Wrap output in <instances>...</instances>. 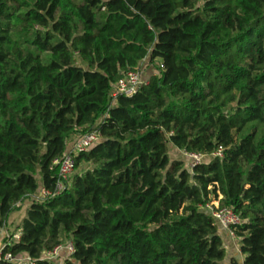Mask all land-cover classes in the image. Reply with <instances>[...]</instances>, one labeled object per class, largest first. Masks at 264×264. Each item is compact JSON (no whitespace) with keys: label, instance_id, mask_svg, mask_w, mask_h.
<instances>
[{"label":"trees","instance_id":"trees-1","mask_svg":"<svg viewBox=\"0 0 264 264\" xmlns=\"http://www.w3.org/2000/svg\"><path fill=\"white\" fill-rule=\"evenodd\" d=\"M146 58L162 69L112 105ZM93 130L70 188L31 200ZM169 145L203 161L170 172ZM212 201L243 221L241 259ZM19 212L5 251L34 264L62 233V264H264V0H0V228Z\"/></svg>","mask_w":264,"mask_h":264},{"label":"built area","instance_id":"built-area-1","mask_svg":"<svg viewBox=\"0 0 264 264\" xmlns=\"http://www.w3.org/2000/svg\"><path fill=\"white\" fill-rule=\"evenodd\" d=\"M145 60H148L146 58ZM143 60V61H145ZM142 61V62H143ZM151 61V60H150ZM158 62L160 69H162V63ZM142 62L139 63L135 70H130L121 75V77L112 84L110 90V96L113 98L112 105L115 104L116 98L118 96L132 97L134 96L143 86L148 83V78L143 76L141 72ZM153 73L152 75H155ZM101 139L98 131L93 130L90 132H84L77 134L68 145L63 155L53 161V165L57 167V181L54 188L47 189L45 187H40L39 190L31 195V200L34 201H45L58 196L63 191L67 190L71 186L72 177L75 173V157L88 151L94 144H96ZM222 148L219 147L215 153L212 154L213 157L222 158L223 152ZM184 157L188 160V168L190 172L193 168L203 161L204 155L201 153L186 152L182 151ZM221 197L219 196L218 199ZM207 209L216 224L226 230L228 236L237 240L234 233V228L242 224L241 218L233 212L229 207H220L218 201H212L207 203L204 207ZM2 230H0V263L8 262L11 264H34V262L25 256L14 257L9 252H6V247L17 241L20 238L21 230H19L15 235H13L7 241H3ZM64 252L66 255H71L74 253L73 243L69 240L66 245H58L51 250L43 251L40 255V259L44 261H55L60 258L61 253Z\"/></svg>","mask_w":264,"mask_h":264},{"label":"rangeland","instance_id":"rangeland-1","mask_svg":"<svg viewBox=\"0 0 264 264\" xmlns=\"http://www.w3.org/2000/svg\"><path fill=\"white\" fill-rule=\"evenodd\" d=\"M158 67L159 64L157 61L151 62L150 60H145L142 62L141 65V72L143 73V76L145 78L150 77L153 73H157L158 72ZM168 155L171 161H175L178 159H182L183 163H185V166L188 165L187 163V158L183 156L182 151L179 152L177 149H171V146H168ZM174 163L172 162L171 166L169 167V171L172 172L174 170ZM92 168L90 165L88 164H84L82 167H80V171L79 173H83L84 171H86L87 169ZM16 217L14 218H10V220L8 221V225L6 228L2 227V231H3V241H5L4 239H10L11 234L13 232V234L15 235L19 230L16 229V225L20 222V220L23 217V212H19V214L15 215ZM12 219V220H11ZM69 242V236L67 234L62 233L61 234V245H66ZM228 248V246H227ZM238 242L233 241V246L232 249L228 248V255H231V253L233 252L234 256L240 258V253L237 252L238 249ZM237 252V253H236ZM66 258V255L63 254V256H60V258L55 260L56 264H62L63 260ZM241 259V258H240ZM228 263V260H225V264ZM26 264V263H24Z\"/></svg>","mask_w":264,"mask_h":264},{"label":"crops","instance_id":"crops-1","mask_svg":"<svg viewBox=\"0 0 264 264\" xmlns=\"http://www.w3.org/2000/svg\"><path fill=\"white\" fill-rule=\"evenodd\" d=\"M147 78H149V77H147ZM74 137H75V136L71 137V138L69 139V141H71ZM69 141H68V145L70 144ZM169 146H171V145H169ZM171 149L173 150V149H176V148H174V147L171 146ZM177 150H178V149H177ZM178 151L181 152L180 150H178ZM183 156H184V155H183ZM178 160H179V161H182V159H178ZM175 161H177V160H175ZM172 162H174V161H172ZM187 163H188V161H187ZM14 217H16V216H15V215H12V216H11V218H14ZM11 220H12V219H11ZM1 228H2V227H1ZM1 228H0V230H2ZM218 233H219V235H220L221 238H222V242H223V246H224V248H225V250H226V256H227V258H230V257L234 256L233 252L231 253V255H228V248H229V249H232L233 241H236V240L231 239V238L228 236L226 230H224V229L221 228V227H219V229H218ZM2 234H3V231H2ZM1 236H2V235H1ZM227 246H228V248H227ZM238 247H239V245H238ZM237 252H239V248L237 249ZM237 252H236V253H237ZM63 254L66 255L64 252H62V253H61V256H63ZM234 257H236V256H234Z\"/></svg>","mask_w":264,"mask_h":264}]
</instances>
